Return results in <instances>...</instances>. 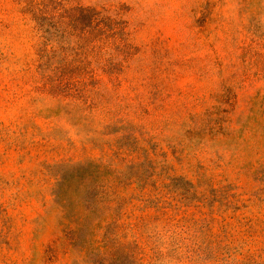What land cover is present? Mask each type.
<instances>
[{
  "label": "rangeland",
  "instance_id": "374dc122",
  "mask_svg": "<svg viewBox=\"0 0 264 264\" xmlns=\"http://www.w3.org/2000/svg\"><path fill=\"white\" fill-rule=\"evenodd\" d=\"M0 264H264V0H0Z\"/></svg>",
  "mask_w": 264,
  "mask_h": 264
}]
</instances>
